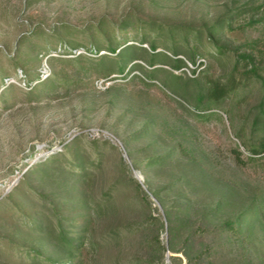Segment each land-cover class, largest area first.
<instances>
[{"label": "rangeland", "instance_id": "1", "mask_svg": "<svg viewBox=\"0 0 264 264\" xmlns=\"http://www.w3.org/2000/svg\"><path fill=\"white\" fill-rule=\"evenodd\" d=\"M264 0H0V264H264Z\"/></svg>", "mask_w": 264, "mask_h": 264}, {"label": "trees", "instance_id": "2", "mask_svg": "<svg viewBox=\"0 0 264 264\" xmlns=\"http://www.w3.org/2000/svg\"><path fill=\"white\" fill-rule=\"evenodd\" d=\"M262 148L264 149V142H263V146H262Z\"/></svg>", "mask_w": 264, "mask_h": 264}]
</instances>
